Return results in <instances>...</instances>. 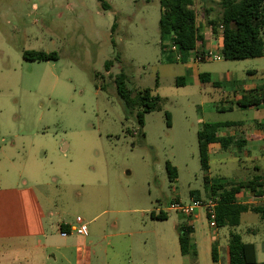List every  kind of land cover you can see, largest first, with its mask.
<instances>
[{"label":"rangeland","instance_id":"rangeland-1","mask_svg":"<svg viewBox=\"0 0 264 264\" xmlns=\"http://www.w3.org/2000/svg\"><path fill=\"white\" fill-rule=\"evenodd\" d=\"M104 1L108 9L97 0H0V173L7 179L16 165L56 212L55 221L79 215L90 230V219L106 210L98 220L117 225L114 251L121 260L130 251L135 264L144 236L176 235L171 198L189 203L191 190L206 197V177L215 183L237 169L235 160L210 156L209 173L203 170L196 132L202 122L256 116L255 109L226 102L224 92L249 82L248 69L261 79L264 57L198 62L220 87L199 83L160 49L159 0ZM193 6L201 24L220 12L219 0ZM25 51L55 58L27 59ZM120 73L127 89L149 88L163 98L161 109L144 112L142 127L137 110L129 114L116 92ZM166 163L176 170L172 181ZM159 209L168 220L150 218ZM148 246L151 259L158 258L155 245Z\"/></svg>","mask_w":264,"mask_h":264},{"label":"crops","instance_id":"crops-1","mask_svg":"<svg viewBox=\"0 0 264 264\" xmlns=\"http://www.w3.org/2000/svg\"><path fill=\"white\" fill-rule=\"evenodd\" d=\"M206 22L208 24V20ZM207 24L197 22L196 18V25L203 40L198 41L195 50L180 61L184 63L186 72H190L199 83H210L213 87H220L219 82L213 80L210 71L200 72L197 69L198 62L214 59L203 57L198 61L194 58L196 53L202 56L208 50L221 55L222 29L218 26L213 30L211 25ZM164 46L163 51H170L168 43ZM170 55L173 56L172 60L177 61L173 52ZM262 57L264 56L254 58ZM256 71L255 68L248 69L246 73L249 75V82L233 83L224 92L225 101L236 104L242 111L257 110L254 118L202 122L197 129L198 131L205 123H216L219 125L217 135L233 140L227 148H223L218 142L209 144L207 173L210 168V156L223 164L231 159L235 160L237 166L231 177L218 182H209L206 177L207 184L204 185L206 197H202L198 191L201 200L216 199L211 191V186L216 183L252 181L256 184L254 189L241 188L235 194V203L246 206V209L239 213L238 223L233 226L229 224L218 226L215 222V226H211L204 207L196 208L191 215L176 210L179 216V223L175 226L176 235L156 232L152 236H144L139 244L141 254L135 264H227L228 238L232 232L238 233L243 242L252 243L257 262L264 263V216L253 210L255 207H264V76L257 79ZM200 74H203L204 81H201ZM180 81L183 83V78ZM152 99L154 110L161 109L163 98L153 94ZM224 109V106H220V110ZM228 109L231 107L228 106ZM10 166L13 167L10 172L6 171L7 179L0 173V264H134L130 251L124 260H121L119 253L114 251L117 225L113 221L98 220V216L106 210L90 219L94 222L90 230L89 223L80 216L87 225V231L85 234H76L70 228L75 219L53 220L56 212H53L52 207L45 208L34 184H29L28 180L22 177L16 165ZM173 199L174 197L170 199L169 205ZM191 200L196 199L190 195L189 201ZM167 209L172 208L168 206ZM159 212L164 213L166 218L156 219L151 215L150 218L168 220L166 212L162 209H159ZM180 225L192 227L189 233V251L186 254L180 252L177 232ZM109 228L114 231H109ZM61 231H65L66 235L61 236ZM127 236V248L130 250L135 244L132 233H127ZM150 243L151 247L155 245L159 252L156 259L153 257L151 259L148 255L151 253L148 246ZM212 248H215L216 261L212 259Z\"/></svg>","mask_w":264,"mask_h":264},{"label":"trees","instance_id":"trees-1","mask_svg":"<svg viewBox=\"0 0 264 264\" xmlns=\"http://www.w3.org/2000/svg\"><path fill=\"white\" fill-rule=\"evenodd\" d=\"M103 9L109 5L104 0H97ZM212 2L213 0H202ZM194 0H159L161 14L158 21L160 49L163 52L166 43H172L180 53V60H183L191 51L195 50L196 43L202 42L203 37L196 25L197 13L193 6ZM220 12L217 17L208 20V24L215 30L222 26V58L236 60L264 56V0H219ZM207 9L204 7V12ZM115 27V22L111 29ZM23 55L27 59L45 60L55 58V53L42 51H25ZM112 61L108 60L104 66L109 68ZM204 81L203 74L199 75ZM182 78H177L176 83L180 84ZM116 92L122 100L124 108L129 114L137 110L135 117L140 127L143 126V114L153 109V94L151 89L133 92L126 88V76L124 73L114 77ZM215 84V83H214ZM216 123H205L197 131L198 156L201 168H208V146L218 142L223 148L233 143L228 137L218 136ZM168 177L172 181L176 176L174 167L166 163ZM207 178H205V181ZM255 182H238L214 184L211 191L216 197L215 222L218 226L225 224L236 225L239 221V213L246 209V206L236 204L235 194L241 188L254 189ZM257 194V193H256ZM190 195L196 200L200 199L196 190H191ZM201 200V199H200ZM254 211L264 216V207H255ZM153 218L165 219L164 213L154 215ZM192 227L180 225L177 229L180 252L186 254L189 251V233ZM229 261L227 264H264L256 260L255 248L252 243L243 242L238 233L232 232L228 238ZM212 259L216 261L215 248H212Z\"/></svg>","mask_w":264,"mask_h":264},{"label":"built area","instance_id":"built-area-1","mask_svg":"<svg viewBox=\"0 0 264 264\" xmlns=\"http://www.w3.org/2000/svg\"><path fill=\"white\" fill-rule=\"evenodd\" d=\"M219 28L222 29V26L219 25ZM168 49L173 52L175 59L180 60V53L177 51V48L172 43H168ZM206 57L209 59L219 60L222 58V55L213 52L211 50H208L207 52L203 53L202 56L196 53L194 55V58L198 61H200L201 58ZM217 204L216 199L209 198L206 200H191L189 203H182L177 199H173L170 203L169 207L180 211L181 213L185 215H191L198 207H204L206 210V213L208 215L209 224L211 226H215V205ZM73 232L76 234H85L87 231V225L83 221V219L80 216L75 217V223L70 227ZM61 236H65L66 232L61 231Z\"/></svg>","mask_w":264,"mask_h":264}]
</instances>
